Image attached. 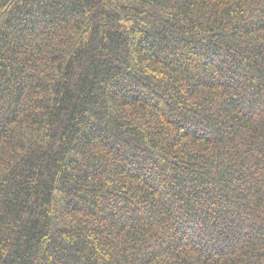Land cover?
Listing matches in <instances>:
<instances>
[{"label": "trees", "instance_id": "obj_1", "mask_svg": "<svg viewBox=\"0 0 264 264\" xmlns=\"http://www.w3.org/2000/svg\"><path fill=\"white\" fill-rule=\"evenodd\" d=\"M0 264H264V0H0Z\"/></svg>", "mask_w": 264, "mask_h": 264}, {"label": "rangeland", "instance_id": "obj_2", "mask_svg": "<svg viewBox=\"0 0 264 264\" xmlns=\"http://www.w3.org/2000/svg\"><path fill=\"white\" fill-rule=\"evenodd\" d=\"M209 79H210V78H209ZM214 79H215V78H214ZM216 80H224V78H222V77L219 78V77H218V78H216ZM250 96H251V94H250ZM200 120L203 121L202 118H200ZM186 125H187V124H186ZM188 125H189V124H188ZM188 125H187V126H188ZM189 126H190V125H189ZM198 130H199V131H207V132H208V130H206V129H204V128H200V129H198ZM235 189L239 191V190L241 189V187H240L239 185H236V186H235ZM236 208H237V205H235L234 208L230 210V212H229V218H230V219H235V218L237 217V215H236V213H237V212H236ZM198 215L200 216V218L204 217L203 214H199V213H198Z\"/></svg>", "mask_w": 264, "mask_h": 264}]
</instances>
